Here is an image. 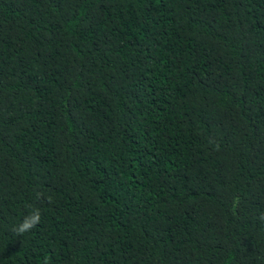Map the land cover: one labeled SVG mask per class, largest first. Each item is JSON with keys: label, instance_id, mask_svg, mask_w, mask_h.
<instances>
[{"label": "trees", "instance_id": "16d2710c", "mask_svg": "<svg viewBox=\"0 0 264 264\" xmlns=\"http://www.w3.org/2000/svg\"><path fill=\"white\" fill-rule=\"evenodd\" d=\"M0 264H264V0H0Z\"/></svg>", "mask_w": 264, "mask_h": 264}, {"label": "clouds", "instance_id": "9594fccd", "mask_svg": "<svg viewBox=\"0 0 264 264\" xmlns=\"http://www.w3.org/2000/svg\"><path fill=\"white\" fill-rule=\"evenodd\" d=\"M40 198V194L37 195V199ZM41 222V212L39 208L33 207L31 212L26 215L22 221L14 225L12 231L18 236L30 232Z\"/></svg>", "mask_w": 264, "mask_h": 264}]
</instances>
